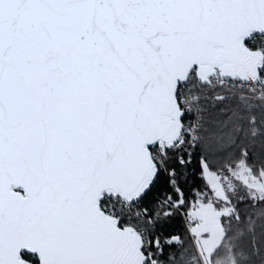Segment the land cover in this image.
I'll use <instances>...</instances> for the list:
<instances>
[{
  "label": "snow or ice",
  "instance_id": "obj_1",
  "mask_svg": "<svg viewBox=\"0 0 264 264\" xmlns=\"http://www.w3.org/2000/svg\"><path fill=\"white\" fill-rule=\"evenodd\" d=\"M0 264H264V0H0Z\"/></svg>",
  "mask_w": 264,
  "mask_h": 264
}]
</instances>
